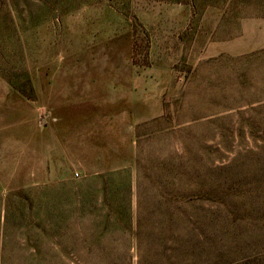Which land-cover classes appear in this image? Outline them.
I'll list each match as a JSON object with an SVG mask.
<instances>
[{
  "label": "rangeland",
  "instance_id": "374dc122",
  "mask_svg": "<svg viewBox=\"0 0 264 264\" xmlns=\"http://www.w3.org/2000/svg\"><path fill=\"white\" fill-rule=\"evenodd\" d=\"M0 264H264V0H0Z\"/></svg>",
  "mask_w": 264,
  "mask_h": 264
}]
</instances>
